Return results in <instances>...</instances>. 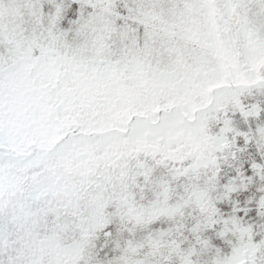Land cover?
Here are the masks:
<instances>
[{
    "label": "snow or ice",
    "instance_id": "obj_1",
    "mask_svg": "<svg viewBox=\"0 0 264 264\" xmlns=\"http://www.w3.org/2000/svg\"><path fill=\"white\" fill-rule=\"evenodd\" d=\"M0 264H264V0H0Z\"/></svg>",
    "mask_w": 264,
    "mask_h": 264
}]
</instances>
